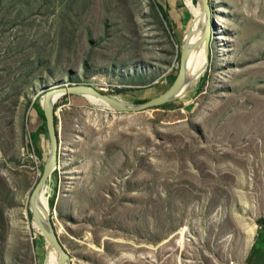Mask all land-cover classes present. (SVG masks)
Returning <instances> with one entry per match:
<instances>
[{"label": "rangeland", "instance_id": "374dc122", "mask_svg": "<svg viewBox=\"0 0 264 264\" xmlns=\"http://www.w3.org/2000/svg\"><path fill=\"white\" fill-rule=\"evenodd\" d=\"M210 3L208 57L180 98L136 113L83 96L54 105L58 160L44 197L71 264L245 263L264 218V0ZM199 8L0 0V264L55 259L28 214L49 149L46 130L32 146L33 105L71 85L128 104L162 95Z\"/></svg>", "mask_w": 264, "mask_h": 264}, {"label": "water", "instance_id": "95a60500", "mask_svg": "<svg viewBox=\"0 0 264 264\" xmlns=\"http://www.w3.org/2000/svg\"><path fill=\"white\" fill-rule=\"evenodd\" d=\"M199 5H201L203 14L206 16V24L203 29V34L199 39V42L195 45L194 48L199 47L200 43L203 42L205 49L208 50L209 40L211 37V28L215 25V21L212 18V7L210 0H197ZM192 24V23H191ZM191 27V25H190ZM188 28L186 36L189 39L191 37V28ZM185 41L182 43L179 53V61L182 62L184 56L187 54V49L184 48ZM183 73L180 71L176 76L169 88L160 96H157L153 99H150L146 102L140 104H128L112 98L110 95L101 92L100 90L89 86V85H71V86H60L52 90L47 91L43 98L44 102H41V108L44 112V117L46 120V127L48 132V153L46 164L44 170L41 174V177L36 184L35 188L32 190L29 198V209L28 214H31L32 220H37L43 224L41 235H43L49 245L54 249L58 255L57 264H71V258L67 253L66 249L59 240L57 233L54 229V226L50 220L49 213L44 212L43 222L40 219V212L37 204L39 200V193L42 192L46 186V183L52 176V173L56 169L57 160H58V141H57V132H56V122H55V110L53 98L56 95L62 96H92L100 99L104 104H106L110 109L117 113H136L142 112L148 109L157 108L171 100H174V95L180 90V87L183 82ZM176 99V98H175ZM47 262V257H46ZM46 264V263H45Z\"/></svg>", "mask_w": 264, "mask_h": 264}, {"label": "bare ground", "instance_id": "6f19581e", "mask_svg": "<svg viewBox=\"0 0 264 264\" xmlns=\"http://www.w3.org/2000/svg\"><path fill=\"white\" fill-rule=\"evenodd\" d=\"M194 19H195L196 25H195L194 29L191 31V37L192 36L193 37H192V41L190 42V53H189L190 66H188V68L185 69L186 60H185V56H184L182 62L180 63V70H179V72L182 71V73L184 75L183 82H182V85L180 87V90L174 95V99L175 98L177 99V98H180L181 96H183L194 84H196L199 81V79L202 76V72L199 69L202 68L203 64L206 63V58L208 57V52L205 49V45L203 42L200 43L199 47L194 48L195 45L197 44V42H199V39L201 38V36L203 34L204 26L206 24V16L203 14V10H202L201 5H200L199 10L194 13ZM189 39L187 37L185 38V42H186L184 45L185 49L187 47V44L189 43ZM199 73H200V75H199ZM62 97H64V96L56 95L53 98L54 105ZM83 98L88 100L90 103H92L94 105H103V106L107 107V105L104 104L98 98H95L92 96H83ZM41 102H44V98H42ZM37 206H38L40 212L42 213V216L40 215V219L43 222L44 212L46 211L49 213V210H50L48 201L44 197V189L42 192L40 191V193H39V200H38ZM39 224L41 225L42 228L44 227L43 224H41L40 222H39ZM34 230H35V228H34ZM51 252L55 253V259H53L54 260L53 264H57V262L59 260L58 255L54 251V249L49 245L48 258L50 256Z\"/></svg>", "mask_w": 264, "mask_h": 264}, {"label": "trees", "instance_id": "16d2710c", "mask_svg": "<svg viewBox=\"0 0 264 264\" xmlns=\"http://www.w3.org/2000/svg\"><path fill=\"white\" fill-rule=\"evenodd\" d=\"M64 97H68V96H64ZM33 109H35L36 112L38 113V115L41 117L42 124L39 126V128L35 132H31V134H30L32 146L37 141L41 131H43V130L47 131L46 120L44 117V112L41 108V104H39V103L34 104ZM55 122L57 124L56 117H55ZM33 152L36 153L35 148L33 149ZM30 217H31V214H30ZM258 223L261 227L260 231L258 233L256 240H255V243L253 244L251 250L249 251L248 257H247L244 264H264V218L259 219ZM33 228L36 229V224L33 225Z\"/></svg>", "mask_w": 264, "mask_h": 264}, {"label": "crops", "instance_id": "0c3cea01", "mask_svg": "<svg viewBox=\"0 0 264 264\" xmlns=\"http://www.w3.org/2000/svg\"><path fill=\"white\" fill-rule=\"evenodd\" d=\"M165 10L166 11H169L168 15L170 17V19H173L174 23L176 24H184L186 23V20L187 18L185 17L184 13H182L181 11H179L177 8H176V5L171 3V1H167L166 2V7H165ZM172 21V20H171ZM172 21V22H173ZM259 233V232H258ZM258 236V235H257ZM257 238V237H256ZM256 240V239H255ZM255 243V241H254ZM253 243V244H254ZM253 246V245H252ZM252 248V247H251ZM249 254V253H248ZM247 259V258H246Z\"/></svg>", "mask_w": 264, "mask_h": 264}, {"label": "flooded vegetation", "instance_id": "af4514ba", "mask_svg": "<svg viewBox=\"0 0 264 264\" xmlns=\"http://www.w3.org/2000/svg\"><path fill=\"white\" fill-rule=\"evenodd\" d=\"M34 149V148H33Z\"/></svg>", "mask_w": 264, "mask_h": 264}]
</instances>
